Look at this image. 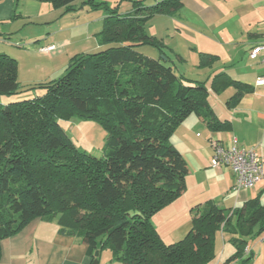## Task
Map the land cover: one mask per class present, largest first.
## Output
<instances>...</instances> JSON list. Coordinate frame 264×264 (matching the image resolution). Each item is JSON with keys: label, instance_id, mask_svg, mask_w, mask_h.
<instances>
[{"label": "trees", "instance_id": "obj_1", "mask_svg": "<svg viewBox=\"0 0 264 264\" xmlns=\"http://www.w3.org/2000/svg\"><path fill=\"white\" fill-rule=\"evenodd\" d=\"M39 1L61 15L77 10L80 1L107 12L97 34L100 48L75 54L59 78L22 86L18 60L0 53V96L42 92L0 101V243L35 218L58 217L66 224L64 231L82 236L93 262L109 250L122 264H209L223 231L236 247L231 261L250 263L253 256L245 249L264 232V205L257 198L236 212L235 222L229 209L215 204L194 209L190 231L171 244L152 222L186 189L188 164L171 142L176 129L192 114L212 130L231 127L209 105L207 82L178 72L163 40L148 33L151 19L173 16L184 0L152 5L133 0L128 14L96 0ZM146 44L165 58L140 52L138 47ZM199 57L200 68L218 61L210 53ZM210 87L217 94L234 87L231 107L250 91L226 72L215 74ZM76 117L105 130L104 156L79 148L68 136L61 122Z\"/></svg>", "mask_w": 264, "mask_h": 264}, {"label": "crops", "instance_id": "obj_2", "mask_svg": "<svg viewBox=\"0 0 264 264\" xmlns=\"http://www.w3.org/2000/svg\"><path fill=\"white\" fill-rule=\"evenodd\" d=\"M185 10L193 13L197 23L212 28L213 37L206 38L217 49L201 52L218 56L213 67L203 69H211L206 79L209 96H215L220 106L215 109L209 105L221 120H229L231 127L212 130L201 117L192 114L173 133L171 142L188 164L186 189L152 217L159 236L168 244L179 241L190 231L193 211L198 207L215 204L229 209L235 222L236 212L249 200L257 198L264 205V179L252 188L239 189L229 167L216 169L211 166L212 139L229 147L233 138H237L241 148H255L264 161V85L255 84L256 78L264 73V64L250 57L251 48L264 41V0H184L173 16L185 17ZM58 11L39 0H0V53L18 60V81L22 86L59 78L75 54L100 48L98 39L92 41L90 36H84L86 34H81L80 38L78 35L69 37L67 31L81 24L52 32L49 22L58 19ZM216 28L222 30L216 32L221 36L219 41L214 32ZM62 31L64 36H58ZM53 44L55 50L41 51L42 47ZM218 63L223 66L216 71ZM222 72L250 86V91L234 107L228 103L236 93L234 87L220 94L211 90L212 77ZM225 93L226 97L222 99ZM65 228L66 224L58 217L33 219L18 233L1 241L0 264H93L82 236L68 229L64 231ZM255 240H252L255 241L253 244L249 242L245 253L253 256L252 263L261 260L260 264H264V232ZM235 252L236 247L232 244L227 247L225 243L217 264L240 263L239 260L231 261ZM215 260L209 264H215ZM98 261V264H122L109 250L102 251Z\"/></svg>", "mask_w": 264, "mask_h": 264}, {"label": "rangeland", "instance_id": "obj_3", "mask_svg": "<svg viewBox=\"0 0 264 264\" xmlns=\"http://www.w3.org/2000/svg\"><path fill=\"white\" fill-rule=\"evenodd\" d=\"M96 1L105 3L109 8H114L118 6V12H120L121 14L132 13V11L134 10L133 0ZM155 2L156 0H145L144 4L152 5ZM76 5V7H78L77 10L68 12L64 15H61V10H56L58 11V19L49 22V24L52 25V32L56 31L59 28L71 27L78 23L81 25L69 29L67 31L69 37L73 38L76 37V35H78L79 37L81 34H86L84 36H90L92 41L94 40V38L97 39V34L102 29L103 18L107 12V9L104 7L93 9L89 5L84 4L83 1L78 2ZM81 6L84 7L82 8ZM184 14L185 17L183 18H176V16L171 17L167 15H157L149 21L147 25V30L149 34L154 35L158 39L163 40L166 46V54L170 58L171 64L175 67L178 72L185 75L189 79L206 81L211 72V69H203L199 67V53L204 50L211 51L210 49H217L216 45L213 46V42L210 41V39L206 38L213 37V31L212 28L209 29L208 27L197 23L191 11L185 10ZM34 29L36 30V28ZM214 32L219 33L222 32V30L216 28L214 29ZM64 34V31H62L59 32L58 36L62 37L64 36ZM216 35L218 36L219 41V37L221 36L217 33ZM138 50L152 58H165L160 53L159 49H157V47L151 45H142L138 47ZM179 56H181V58ZM221 66H223V64L218 63L215 67L216 71H218ZM40 90L41 89H34L24 91L16 95L0 96V101L7 103L10 100L34 98L42 93ZM225 97L226 93L223 94L221 98L223 99ZM208 101L211 106L215 109H218V107L220 106L219 100H216L215 96L213 95L208 97ZM61 123L68 136L79 148L91 152L92 154L98 157L104 156L106 152L105 144L107 140V135L105 130L99 124L78 117L68 121H62ZM231 238V236H228V232H225L223 234L220 231L219 234H217L215 246L218 258L215 260V264H217L218 260L222 257L225 248V243L227 247L231 244L234 246V244L230 241ZM255 241L251 240L252 244ZM256 247L257 245L254 246V248ZM254 262L255 263L251 262L250 264H260L261 260Z\"/></svg>", "mask_w": 264, "mask_h": 264}, {"label": "built area", "instance_id": "obj_4", "mask_svg": "<svg viewBox=\"0 0 264 264\" xmlns=\"http://www.w3.org/2000/svg\"><path fill=\"white\" fill-rule=\"evenodd\" d=\"M55 45L42 47V52L55 50ZM252 59H259L264 64V41L254 45L250 50ZM255 84L264 85V73L259 75ZM213 155L211 166L216 169L229 167L236 178V186L239 189L254 187L264 179V161L255 148H241L237 138H233L229 147H224L218 140H211Z\"/></svg>", "mask_w": 264, "mask_h": 264}, {"label": "water", "instance_id": "obj_5", "mask_svg": "<svg viewBox=\"0 0 264 264\" xmlns=\"http://www.w3.org/2000/svg\"><path fill=\"white\" fill-rule=\"evenodd\" d=\"M99 254H100L99 251H96L95 255H96L97 257L99 256ZM98 262H99L98 259H96V260L93 262V264H98Z\"/></svg>", "mask_w": 264, "mask_h": 264}]
</instances>
